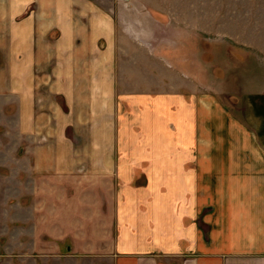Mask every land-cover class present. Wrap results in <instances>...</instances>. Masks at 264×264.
I'll list each match as a JSON object with an SVG mask.
<instances>
[{
    "label": "crops",
    "instance_id": "obj_1",
    "mask_svg": "<svg viewBox=\"0 0 264 264\" xmlns=\"http://www.w3.org/2000/svg\"><path fill=\"white\" fill-rule=\"evenodd\" d=\"M113 24L94 0H0L17 182L65 199L32 204V235L84 264H264L263 120L257 139L222 107L120 93Z\"/></svg>",
    "mask_w": 264,
    "mask_h": 264
},
{
    "label": "rangeland",
    "instance_id": "obj_2",
    "mask_svg": "<svg viewBox=\"0 0 264 264\" xmlns=\"http://www.w3.org/2000/svg\"><path fill=\"white\" fill-rule=\"evenodd\" d=\"M94 1L113 18V74L120 93L179 94L195 105L213 104L247 128L249 137L259 139L256 126L264 123V0ZM15 123L12 107L0 102V264H84L63 255L69 244L65 240L30 231L33 203L48 196L57 204L65 199L58 182L49 195L47 189L18 185L28 163L19 158L24 147ZM208 136L213 135L206 131Z\"/></svg>",
    "mask_w": 264,
    "mask_h": 264
}]
</instances>
